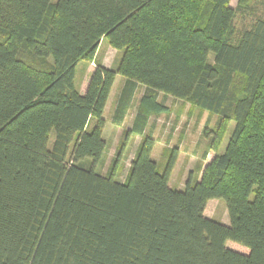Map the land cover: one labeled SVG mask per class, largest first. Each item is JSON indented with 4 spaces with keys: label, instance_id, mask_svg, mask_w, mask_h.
Masks as SVG:
<instances>
[{
    "label": "trees",
    "instance_id": "trees-1",
    "mask_svg": "<svg viewBox=\"0 0 264 264\" xmlns=\"http://www.w3.org/2000/svg\"><path fill=\"white\" fill-rule=\"evenodd\" d=\"M237 11L231 0H0V264H264V17L237 29ZM104 39L117 64L97 62L77 86ZM118 75L116 125L145 90L103 174ZM160 93L217 116L202 130L213 149L234 121L181 189L170 186L178 148L161 165L147 132ZM215 198L229 224L206 215Z\"/></svg>",
    "mask_w": 264,
    "mask_h": 264
},
{
    "label": "rangeland",
    "instance_id": "rangeland-1",
    "mask_svg": "<svg viewBox=\"0 0 264 264\" xmlns=\"http://www.w3.org/2000/svg\"><path fill=\"white\" fill-rule=\"evenodd\" d=\"M240 0H231L232 5L238 10L235 19V27L242 29L249 27L259 17H264V0H249L252 7L249 11L238 9ZM121 57V51L112 47L108 40H102L95 58L92 62H80L78 65L76 84L80 86L84 82V73L92 70L97 62H102L107 67L115 66ZM211 61L213 55L211 56ZM125 78L117 76L115 86L112 89L105 109L106 127L104 137L107 142L104 152L105 163L99 170L105 174L113 159L116 157L119 146L124 138L125 131L133 124L134 117L139 106L145 86L141 85L135 103L130 109L125 121L116 125L113 120V113L116 102ZM82 82V83H83ZM158 100L162 103V109H153L150 115L147 132H152L156 139L153 150V157L162 165L172 147L178 148V159L170 178V186L184 188L189 174L192 172L195 178H200L202 169L211 161L215 153L223 152L230 134L234 127L231 121L228 130L223 138L220 148L213 149L210 146V137L203 135V127L207 124L213 127L217 116L191 106L187 101L175 99L171 95L160 93ZM54 134L51 135V141ZM142 139L141 135H131L127 147L121 157V162L116 171L118 179L123 180L129 170L137 147ZM206 215L218 220L223 224H229L230 218L227 204L224 199H210L205 211Z\"/></svg>",
    "mask_w": 264,
    "mask_h": 264
},
{
    "label": "crops",
    "instance_id": "crops-1",
    "mask_svg": "<svg viewBox=\"0 0 264 264\" xmlns=\"http://www.w3.org/2000/svg\"><path fill=\"white\" fill-rule=\"evenodd\" d=\"M126 80V79H125ZM125 80H124V82H125ZM124 82H123V84H124ZM114 86H115V84H114ZM123 86V85H122ZM122 88V87H121ZM121 91V90H120ZM112 92V91H111Z\"/></svg>",
    "mask_w": 264,
    "mask_h": 264
}]
</instances>
